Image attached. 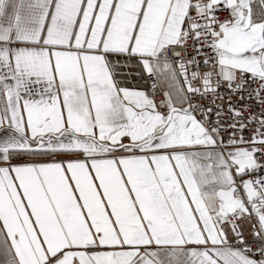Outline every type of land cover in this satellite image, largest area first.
Returning <instances> with one entry per match:
<instances>
[{
  "label": "snow or ice",
  "instance_id": "snow-or-ice-1",
  "mask_svg": "<svg viewBox=\"0 0 264 264\" xmlns=\"http://www.w3.org/2000/svg\"><path fill=\"white\" fill-rule=\"evenodd\" d=\"M0 264H264V0H0Z\"/></svg>",
  "mask_w": 264,
  "mask_h": 264
}]
</instances>
